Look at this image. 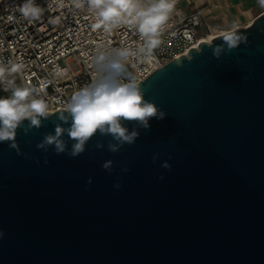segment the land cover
I'll return each instance as SVG.
<instances>
[{"label": "water", "instance_id": "95a60500", "mask_svg": "<svg viewBox=\"0 0 264 264\" xmlns=\"http://www.w3.org/2000/svg\"><path fill=\"white\" fill-rule=\"evenodd\" d=\"M235 32L139 81L167 115L121 121L140 135L115 153L106 131L77 157L39 149L61 125L71 151L61 110L17 128L19 153L0 141V264H264V13Z\"/></svg>", "mask_w": 264, "mask_h": 264}, {"label": "clouds", "instance_id": "9594fccd", "mask_svg": "<svg viewBox=\"0 0 264 264\" xmlns=\"http://www.w3.org/2000/svg\"><path fill=\"white\" fill-rule=\"evenodd\" d=\"M177 0H47V7L36 3V0H22L13 8L20 18L36 21L53 4L57 9L70 7L71 10H87L94 18L92 28L110 34L113 30L127 27L139 37L136 46L124 45L119 47L98 46L91 57L94 78L85 86L75 91L59 112V120L68 123L63 112L71 117V124L67 136L75 141L71 151H66V144L62 137L65 132L61 125H57L54 134H46L37 144L39 149L48 151V146H54L57 154H67L77 157L85 151V145L97 133L105 131L111 135L115 143L108 144L110 152H117L125 144L131 145L139 138L136 130L129 132L121 121L139 123L142 129L150 130V120H163L167 113L157 107L155 102L145 99L137 76L130 69L129 61L137 58L141 61L152 59L154 51L161 45V35L175 9ZM264 7V0H260ZM15 15H9L8 20L14 21ZM221 43L212 48L213 55L221 56L224 49L237 48L242 41H247L246 35H238L235 28L222 35ZM212 46V45H211ZM210 46V47H211ZM225 51H223L224 53ZM23 61L0 59V90L7 95L0 96V141H13L9 147L20 149L15 142L16 130L28 120L29 127L23 129L25 133L30 128H39L41 119L49 117V104L41 93L42 87H37L21 79L16 82L17 75L23 77L25 72ZM59 74V73H57ZM97 148L103 145L97 144ZM159 155V154H157ZM153 156V161L157 159ZM47 162V161H45ZM112 161H106L102 167L111 172ZM162 167L171 170V165L165 161ZM128 171V169H124ZM163 179V176L159 177ZM91 178L88 184H91ZM119 189L121 184L114 185ZM3 233L0 232V236Z\"/></svg>", "mask_w": 264, "mask_h": 264}, {"label": "built area", "instance_id": "2783aa9c", "mask_svg": "<svg viewBox=\"0 0 264 264\" xmlns=\"http://www.w3.org/2000/svg\"><path fill=\"white\" fill-rule=\"evenodd\" d=\"M255 1L260 3V0ZM21 2L0 0V59L25 63L24 76L17 75L16 82L20 83L23 78L42 87L41 95L49 104V113L62 110L71 95L94 78L91 57L98 46L112 48L139 43V37L127 27L110 34L94 30V18L86 9H57L53 4L39 20H23L18 12L13 13L15 5ZM179 2L177 0L161 35L162 43L152 59L146 62L130 59V69L138 82L172 59L187 55L191 48L198 47L200 36L208 32L202 15L199 12L184 15ZM36 3L47 7V0H36ZM12 14L16 19L9 21L8 16ZM72 60L76 61L78 68H72ZM7 94L0 90V96Z\"/></svg>", "mask_w": 264, "mask_h": 264}, {"label": "crops", "instance_id": "0c3cea01", "mask_svg": "<svg viewBox=\"0 0 264 264\" xmlns=\"http://www.w3.org/2000/svg\"><path fill=\"white\" fill-rule=\"evenodd\" d=\"M184 15L199 12L208 28L231 30L260 15L264 7L255 0H180Z\"/></svg>", "mask_w": 264, "mask_h": 264}, {"label": "bare ground", "instance_id": "6f19581e", "mask_svg": "<svg viewBox=\"0 0 264 264\" xmlns=\"http://www.w3.org/2000/svg\"><path fill=\"white\" fill-rule=\"evenodd\" d=\"M252 21V20H251ZM250 21V22H251ZM249 22V23H250ZM247 23V24H249ZM246 24V25H247ZM239 27V26H238ZM235 29L237 27H234ZM233 29V28H232ZM231 29V30H232ZM227 31H230V30H224V29H217V28H209L208 32H205L203 35L200 36V39H199V42H211V39L216 36V35H219V34H222V33H225Z\"/></svg>", "mask_w": 264, "mask_h": 264}, {"label": "rangeland", "instance_id": "374dc122", "mask_svg": "<svg viewBox=\"0 0 264 264\" xmlns=\"http://www.w3.org/2000/svg\"><path fill=\"white\" fill-rule=\"evenodd\" d=\"M70 65L72 66L73 69L78 68V65H77V63H76L75 60H72V61L70 62Z\"/></svg>", "mask_w": 264, "mask_h": 264}]
</instances>
